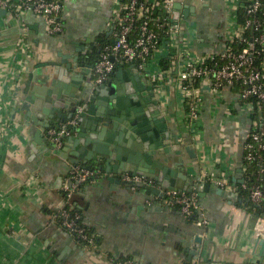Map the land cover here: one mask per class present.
<instances>
[{"label": "crops", "instance_id": "1", "mask_svg": "<svg viewBox=\"0 0 264 264\" xmlns=\"http://www.w3.org/2000/svg\"><path fill=\"white\" fill-rule=\"evenodd\" d=\"M235 1L209 0L208 10L180 19L181 37L192 54L206 55L223 48ZM117 6L116 0H69L62 10L64 32L56 36L49 35L42 18L32 13L20 19L9 14L0 17V264H264V249L257 243L264 238L262 215L242 188L245 183H256L250 182L251 172L243 159L249 114L234 103L231 90L214 98L205 88L199 120L191 131L175 80L176 65L166 67V49L153 52L148 68L164 74L157 100L170 116L166 122L173 134L171 144L181 152L178 156L169 153L168 160L159 154L155 157L167 165L180 158L177 175L184 176L187 188H174L196 194L205 227L167 205L162 195L109 180L97 164H90L95 177L102 175L97 181L69 186L71 164L46 158L42 141L34 143L38 125L25 119L20 110L30 72L52 57L58 60V50L73 55L84 46L81 55L97 41L111 40L110 23ZM135 73L141 75L143 85L151 83L156 93L147 75L138 69L132 70ZM83 74L87 76L82 67H76L75 75ZM198 177L210 183L207 191L195 189ZM223 177L229 183L220 187L215 181ZM65 186L78 193L71 203ZM65 206L79 211L95 235L96 247H84L52 219ZM197 234L202 237L199 251L194 242Z\"/></svg>", "mask_w": 264, "mask_h": 264}, {"label": "built area", "instance_id": "2", "mask_svg": "<svg viewBox=\"0 0 264 264\" xmlns=\"http://www.w3.org/2000/svg\"><path fill=\"white\" fill-rule=\"evenodd\" d=\"M68 1L0 0V8L18 19L26 13L37 15L42 18L46 32L56 36L64 32L62 10ZM175 1L116 0L118 6L110 23L112 39L95 43L99 50L90 68L91 84L103 82L116 64L132 63L154 82L158 93L164 74L162 71H149V60L155 50L166 49V67L171 69L176 65L175 80L181 93L184 118L191 131H194L199 120L205 86H208V92L214 98L221 97L225 90H231L234 103L244 108L250 117V127L243 143V159L247 166L255 163L261 178L252 185L243 184L242 188L248 191L254 205H264V162L259 158L264 153V110L261 109L264 107V0H236L233 14L228 18L230 35L226 43L222 49L206 55L189 51L181 37V18L177 22L172 19ZM238 11L244 14L242 21H238ZM22 40L23 37L20 38V47ZM252 96L256 99L257 110L250 100ZM256 112L260 121L252 118ZM67 133L65 127L48 130L56 147L61 144V136ZM95 175L96 170L80 164L71 165L67 181L79 185ZM123 178L133 183L132 189L136 188L134 184L137 182L154 183V180L140 174H125ZM215 183L224 187L229 182L223 177L216 179ZM65 190L68 197L71 191L68 186H65ZM162 197L167 205L177 207L185 217L195 216L198 226H206L203 207L195 193L165 188ZM52 219L84 247H96L94 233L83 223L76 209L62 207L52 215ZM262 223L264 225V216L260 217Z\"/></svg>", "mask_w": 264, "mask_h": 264}, {"label": "water", "instance_id": "3", "mask_svg": "<svg viewBox=\"0 0 264 264\" xmlns=\"http://www.w3.org/2000/svg\"><path fill=\"white\" fill-rule=\"evenodd\" d=\"M210 7L209 0H177L172 5V19L177 22L179 18H189ZM5 14L6 10L0 8V17ZM81 49L76 48L73 55L58 50L55 53L58 60L52 57L30 72L20 110L24 112L25 119L38 125L34 131V143L42 141L46 158H61L71 165L83 163L89 169L90 164H97L102 174H109V180H120L128 189L133 183L123 178L125 174L153 178V184L137 182L134 189L142 188L154 195H162L165 188H187L182 180L184 176L177 175L182 164L179 157L173 158L174 165H167L164 159L155 157L159 154L168 157V160L171 157L169 153L178 156L181 151L171 144L173 134L166 122L170 116L162 111L153 85H143L141 75L132 74V70L137 71L132 63L127 67L116 64L103 82L92 85L90 68L95 59H91V55L99 48L91 45L80 55ZM39 67L42 70H38ZM76 67H82L87 76L75 75ZM205 88L208 89V86ZM62 127L68 133L61 136V144L56 147L48 130ZM31 147L36 153L34 144ZM186 150L191 157L195 156L191 149L186 147ZM101 176H92L78 186L97 181ZM177 176L180 178L177 179ZM196 182V190L209 189V182L199 177ZM68 185L71 186L72 182ZM192 190L189 186L188 191ZM76 195L78 193L71 192L68 202L71 203ZM198 195H203V192ZM201 240L199 234L194 237L198 251ZM257 243L263 250L264 238H258Z\"/></svg>", "mask_w": 264, "mask_h": 264}, {"label": "trees", "instance_id": "4", "mask_svg": "<svg viewBox=\"0 0 264 264\" xmlns=\"http://www.w3.org/2000/svg\"><path fill=\"white\" fill-rule=\"evenodd\" d=\"M237 14H238V21H242L243 18H244L243 12L242 11H238ZM101 41H104V39H101ZM97 53L98 52L94 50L92 55H91L92 56L91 59H96L97 58ZM92 61H94V60H92ZM237 88H239V87L237 86ZM237 88H234L233 90H236ZM250 100L253 102V104H254V106L256 107V110H257L258 105H256L257 102H256L255 97L252 96L250 98ZM261 109L264 110V107H262ZM252 118L260 121V117L258 116L257 112L254 113V115H252ZM259 158L264 162V153H261ZM249 171L251 172V180H250V182H252L254 180H255V182H259L261 178H260V174L257 173V166L255 165L254 162L249 164ZM244 191H246V190H244ZM254 207H255V210L258 211L260 215L264 216V205H261V206L254 205ZM189 219H196V217L195 216H191ZM187 264H192V263L188 262Z\"/></svg>", "mask_w": 264, "mask_h": 264}]
</instances>
